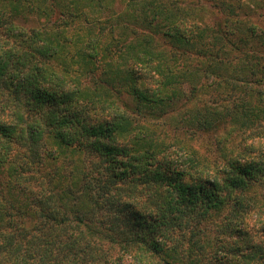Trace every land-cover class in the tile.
I'll return each instance as SVG.
<instances>
[{"label": "trees", "instance_id": "trees-1", "mask_svg": "<svg viewBox=\"0 0 264 264\" xmlns=\"http://www.w3.org/2000/svg\"><path fill=\"white\" fill-rule=\"evenodd\" d=\"M208 3L0 0V264H264V0Z\"/></svg>", "mask_w": 264, "mask_h": 264}, {"label": "rangeland", "instance_id": "rangeland-1", "mask_svg": "<svg viewBox=\"0 0 264 264\" xmlns=\"http://www.w3.org/2000/svg\"><path fill=\"white\" fill-rule=\"evenodd\" d=\"M168 5L175 9H185L188 11L196 10L198 7L207 5L210 0H165ZM209 4V3H208ZM208 8V6H206ZM263 11V8L261 10ZM215 15H218V12H214ZM206 16H209L208 12H206ZM30 25V22L28 23ZM100 25V22H99ZM103 27L107 28L108 24L106 22H102ZM174 116H177L174 115ZM170 117L166 119L157 120L155 122H150L149 127L151 128L152 133L154 134V138H159L166 141L167 143L173 142L174 139H182L184 143H188L190 146L195 148L200 155L207 156L210 160L216 156V148L214 140L219 138L223 133L222 130H219L217 133L207 134V133H199V134H189L185 132V128L183 124L176 123V120ZM239 135H236L235 141H239L241 138H238ZM213 140V141H211ZM236 141V142H237Z\"/></svg>", "mask_w": 264, "mask_h": 264}]
</instances>
